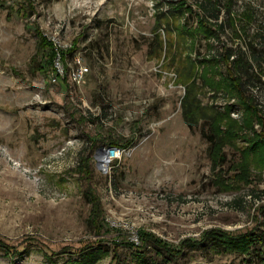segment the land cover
<instances>
[{
    "label": "rangeland",
    "instance_id": "rangeland-1",
    "mask_svg": "<svg viewBox=\"0 0 264 264\" xmlns=\"http://www.w3.org/2000/svg\"><path fill=\"white\" fill-rule=\"evenodd\" d=\"M14 4L0 0V237L28 252L12 259L0 250V264H77L89 246L95 264H264L260 246L244 255L204 243L171 261L153 245L143 253L127 245L145 229L177 248L216 229L250 231L264 245V167L253 163L250 184L223 190L216 178L236 172L247 142L225 147L215 169L208 139L213 117L242 122L224 117L229 101L241 113L236 98L210 84L226 72V49L249 53L261 40L264 0H31L30 19ZM210 11L217 20L206 21ZM29 22L64 53L54 60L57 81ZM254 67L260 74L264 63ZM89 137L100 148L134 138L115 169L92 162L107 224L100 235L87 224L77 168Z\"/></svg>",
    "mask_w": 264,
    "mask_h": 264
},
{
    "label": "trees",
    "instance_id": "trees-1",
    "mask_svg": "<svg viewBox=\"0 0 264 264\" xmlns=\"http://www.w3.org/2000/svg\"><path fill=\"white\" fill-rule=\"evenodd\" d=\"M31 0H17V4L9 5V10L15 13L18 17L22 19H30V13H32V6L29 5ZM8 5V4H7ZM210 17L214 19H218V15L215 12H211L206 21L210 19ZM245 18V17H244ZM240 21V20H239ZM232 23V19H231ZM233 24V23H232ZM34 25L32 22L27 24V29L29 31H35V35L37 38L39 37V53L44 55L43 60L48 61L49 64L48 69L46 70V74L53 73L54 81L60 79V73L57 68H55L54 60L58 55L64 57V53L60 54L55 50L51 44H47L43 42L41 32L38 28H32ZM223 26L219 25V28ZM183 27L181 28L180 34L182 33ZM217 29L213 27L211 34H216ZM213 35V36H214ZM259 39H261L257 45L261 47V49H257L255 46L253 47V43L248 45L249 53L252 55V60L248 59L247 52L240 50L238 55L235 54L231 49L225 50L224 64H226V72H221L219 75L221 76V80L218 82L211 81V86L215 89H221L225 92V96H233L236 98V105L239 107L243 115L240 119L241 123H234V121H230L227 124H219L218 117H213L212 124L210 125V130L208 134V139L211 142L210 152L213 168L222 165L225 162V153L224 148L228 145L233 146L236 149H239L238 145L241 141L247 142V147L242 148L241 159L239 162L233 165L234 171L229 178L219 176L216 178L218 185L223 190H229L232 188L238 189L241 188V185H248L251 181L252 176V164L254 163L257 167H264V117L260 114V112L255 108L252 97L248 93V87L250 85H255L257 82L261 81V76L264 73V70L261 69L262 73H255L254 63L263 64L264 63V35L263 33L258 34ZM45 41V40H44ZM73 49V48H72ZM74 50H71L72 52ZM69 52V53H70ZM42 69L47 68L43 64L39 65ZM65 72H68V68L63 66ZM49 70V71H48ZM208 73V72H207ZM207 73L203 75L204 79H210L212 76L208 77ZM259 75V76H258ZM219 91V90H218ZM187 96L185 107L187 109V102L191 96V91L187 90ZM235 104L232 102H227L222 109L225 111L224 117H231V113L234 112ZM193 109H189L188 112H192ZM216 122H218L216 124ZM256 122L260 124V127L257 129ZM214 123V124H213ZM246 130H250L249 136H244ZM244 134V135H243ZM89 141L92 143L89 148V152H86L85 155L80 156V162L78 164V171L81 173L85 180V185H87V190H85V198L90 203V212L87 220V224L92 231H95L98 235L102 234L103 231H107V224L105 223V218L102 213L101 202L97 195V191L94 189L93 185V171H92V162L96 161L94 157L97 150L100 148L99 142L97 138L89 137ZM240 139V140H239ZM239 140V141H238ZM134 143V138L131 137L128 140L122 139H112L110 138L107 142H105L106 147H117L120 150H128ZM252 160V162H251ZM119 163V160L116 159L112 167L115 169V166ZM219 175V174H218ZM220 234V235H219ZM138 240L140 244H137L135 241L127 242V245L135 249L136 252H144L145 249L149 245H153L159 249H162L163 254L171 261L180 259L184 254V250H188V248H198L202 246V244H216L218 246L222 245V249L227 252H238L241 254L251 255L255 250L256 246H260L261 250L264 248L263 239L261 236L259 238L254 237V233L250 231L244 232H225L220 230H209L206 231L201 240L197 239H186L184 240L179 248L173 247L162 240L160 237H157L153 232L148 230H139L138 231ZM91 248V252L88 251ZM28 248H24V250L19 251L11 246L9 242L0 237V250L4 251L8 257L12 259L14 257H18V259L22 258L24 254L28 252ZM95 249H92V246L87 248H83L82 251H88L85 254H82V258L80 261H77V264H95L96 261L99 260V257L95 254ZM138 255H141L138 253ZM137 255V256H138ZM51 260V258L49 259ZM136 264H154L153 262L147 261L140 257L137 260Z\"/></svg>",
    "mask_w": 264,
    "mask_h": 264
},
{
    "label": "built area",
    "instance_id": "built-area-1",
    "mask_svg": "<svg viewBox=\"0 0 264 264\" xmlns=\"http://www.w3.org/2000/svg\"><path fill=\"white\" fill-rule=\"evenodd\" d=\"M84 72H82L81 70L78 73H74V80L79 81L82 77H83ZM264 77L261 78L260 82H257L255 85H250L248 87V93L249 95L252 97L255 108L260 112L261 115H263L264 117ZM243 115V112H233V116L236 119H241ZM257 129L260 127V124L256 122V126ZM111 149H109V147H105L104 150L102 151V153L104 154V159L101 162V166L99 167L100 169L106 171L108 169V166L111 165L116 159L121 160L122 156H121V151L119 148L117 147H110ZM125 151V150H124ZM100 157V156H99ZM96 158V157H95ZM134 240L139 243L138 241V236L136 235Z\"/></svg>",
    "mask_w": 264,
    "mask_h": 264
},
{
    "label": "water",
    "instance_id": "water-1",
    "mask_svg": "<svg viewBox=\"0 0 264 264\" xmlns=\"http://www.w3.org/2000/svg\"><path fill=\"white\" fill-rule=\"evenodd\" d=\"M109 149L111 148L109 147ZM103 150L104 148H100L99 150H97V152L94 155V157H96V159L98 160L99 167L101 166V162L103 161L102 157H99Z\"/></svg>",
    "mask_w": 264,
    "mask_h": 264
},
{
    "label": "bare ground",
    "instance_id": "bare-ground-1",
    "mask_svg": "<svg viewBox=\"0 0 264 264\" xmlns=\"http://www.w3.org/2000/svg\"><path fill=\"white\" fill-rule=\"evenodd\" d=\"M100 157H102L103 159L105 158L103 153L100 154Z\"/></svg>",
    "mask_w": 264,
    "mask_h": 264
}]
</instances>
